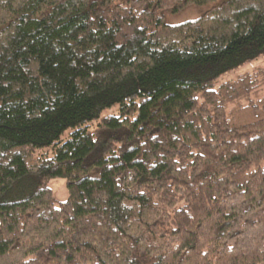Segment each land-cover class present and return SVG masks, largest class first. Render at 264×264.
Returning a JSON list of instances; mask_svg holds the SVG:
<instances>
[{
    "label": "trees",
    "instance_id": "obj_1",
    "mask_svg": "<svg viewBox=\"0 0 264 264\" xmlns=\"http://www.w3.org/2000/svg\"><path fill=\"white\" fill-rule=\"evenodd\" d=\"M261 55L264 0H0V264H264Z\"/></svg>",
    "mask_w": 264,
    "mask_h": 264
},
{
    "label": "rangeland",
    "instance_id": "obj_2",
    "mask_svg": "<svg viewBox=\"0 0 264 264\" xmlns=\"http://www.w3.org/2000/svg\"><path fill=\"white\" fill-rule=\"evenodd\" d=\"M205 7H189L177 15H171L166 18V22L169 24H177L184 22L186 20L197 18L203 11ZM257 69L261 70L262 75L264 76V55L259 56L258 58L244 63L237 68L228 71L221 76H219L215 85L221 81L234 79L237 76L245 73L256 71ZM264 94V87L259 89V95ZM264 167V161L261 164ZM47 186L53 192V202L54 205H58L60 202H63L67 199L68 192L66 189L65 180L62 178H53L47 182Z\"/></svg>",
    "mask_w": 264,
    "mask_h": 264
}]
</instances>
